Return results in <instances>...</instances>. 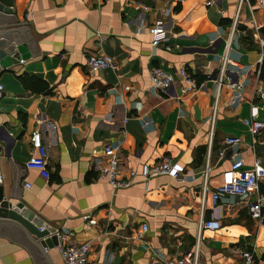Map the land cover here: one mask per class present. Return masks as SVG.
Here are the masks:
<instances>
[{
  "label": "crops",
  "instance_id": "obj_1",
  "mask_svg": "<svg viewBox=\"0 0 264 264\" xmlns=\"http://www.w3.org/2000/svg\"><path fill=\"white\" fill-rule=\"evenodd\" d=\"M249 1L258 27L241 21L228 42L236 0H13L16 19L3 22L25 20L10 27L27 24L39 53L0 71L3 196L23 202L68 241H87L92 264L168 263L192 247L198 264H239L240 250L250 247L264 264V181L249 197L259 199L260 220L231 194L211 196L235 157L246 166L255 156L264 161V130L252 146L242 122L252 105L264 120L257 92L264 90V0ZM240 15H249L245 5ZM156 18L164 21V39L154 48L148 27ZM90 53L109 54L115 65L92 71ZM153 66L174 76L168 95L150 86ZM181 67L201 82L196 91L180 93ZM221 67L242 87L226 78L217 84ZM23 72L45 80L51 93L28 90ZM34 129L47 145L48 178L24 164ZM227 135L240 143H225ZM107 144L119 175L170 156L183 165L181 177L136 176L112 188L95 169L110 154ZM210 217L219 227L199 231ZM43 251L51 264H64L53 245ZM0 264L35 262L23 245L0 236Z\"/></svg>",
  "mask_w": 264,
  "mask_h": 264
},
{
  "label": "built area",
  "instance_id": "obj_2",
  "mask_svg": "<svg viewBox=\"0 0 264 264\" xmlns=\"http://www.w3.org/2000/svg\"><path fill=\"white\" fill-rule=\"evenodd\" d=\"M102 2L103 0H98ZM212 0H205V4H209ZM245 5L248 8L249 15L242 17L240 11L242 6ZM147 9L148 6H143ZM223 9H220V13ZM242 17V18H241ZM244 21L252 27L257 28L258 25L254 20L253 6L249 0H236L235 2V13L230 22L229 40L233 35H236L240 27V22ZM148 32L151 35V43L154 48L164 39V21L162 18H156L153 23L148 27ZM259 44H264V38H259ZM261 59H264V55H261ZM86 63L90 70L98 71L103 70L107 67H113L115 61L109 54L103 53H90L86 57ZM225 71V72H224ZM180 78L179 89L180 93L194 92L199 88L201 82L188 71L185 67H181L178 70ZM223 78L227 79V82L234 85L235 88L239 89L242 87L240 83L231 82L230 77L226 73L224 67H221L218 77L215 78L217 84L223 82ZM149 81L152 89L157 91L160 95H168L171 87L174 84V76L159 66H153L149 69ZM128 88V86H125ZM260 95H264V90L257 89ZM2 93V85L0 83V96ZM179 97V95H177ZM125 120V117L122 121ZM242 122L248 126L252 134V146L257 141L256 136L264 130V120L257 117V107L252 105L249 109L248 115L242 118ZM223 141L230 145H238L241 141L238 135H227ZM259 141V140H258ZM261 141V140H260ZM30 148L32 153L30 157L25 161L27 168H34L43 178L49 177V169L47 167V145L43 142L40 131L34 129L30 134ZM112 146L107 144L104 146V152L110 153ZM120 167V160L115 153L107 155L106 160L95 165L96 177L100 180L107 182L112 188L127 187L132 184L136 176H140L144 181H147L150 177L166 174L171 177H181L183 172V165L170 156H164L160 159L153 161L152 163L141 164L138 168L130 167L127 172L123 175L118 174ZM264 181V161L259 156H255L252 164L249 166L245 165L244 159L241 156L235 157L229 165L227 170L226 180L218 185L212 192V200L215 202L218 198L225 194H231L237 198L238 201H245L248 209V213L251 218L261 219V212L259 206V199H249L253 192L257 190L259 182ZM28 186L29 184L26 183ZM90 223H95L94 219L89 218ZM220 225L219 220L214 217L201 219L198 223V230L203 228L216 229ZM142 229L146 230V225H142ZM54 231V232H53ZM56 237V243L53 247L59 252L64 264H92L87 259L89 253V243L87 241H68L66 239V233L61 232L59 229L54 228L51 232ZM48 246H44V250ZM196 249L188 248L178 256L173 257L167 263L165 260H160L158 264H198L197 262ZM239 264H256L254 248L250 247L247 249L240 250V263Z\"/></svg>",
  "mask_w": 264,
  "mask_h": 264
},
{
  "label": "water",
  "instance_id": "obj_3",
  "mask_svg": "<svg viewBox=\"0 0 264 264\" xmlns=\"http://www.w3.org/2000/svg\"><path fill=\"white\" fill-rule=\"evenodd\" d=\"M12 6L13 0H0V71L28 55L39 53L27 24L10 27L25 20L5 23L16 19L14 13L9 14ZM53 229L23 202L8 201L0 186V236L27 248L35 264H51L37 239H41L43 247L55 244L56 237L51 234Z\"/></svg>",
  "mask_w": 264,
  "mask_h": 264
},
{
  "label": "trees",
  "instance_id": "obj_4",
  "mask_svg": "<svg viewBox=\"0 0 264 264\" xmlns=\"http://www.w3.org/2000/svg\"><path fill=\"white\" fill-rule=\"evenodd\" d=\"M18 77L21 83L32 92L44 94L51 93V89L48 83L35 75H30L28 73L23 72L19 74Z\"/></svg>",
  "mask_w": 264,
  "mask_h": 264
}]
</instances>
